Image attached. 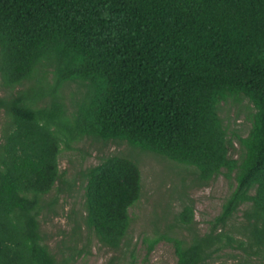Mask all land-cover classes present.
<instances>
[{"label":"trees","instance_id":"16d2710c","mask_svg":"<svg viewBox=\"0 0 264 264\" xmlns=\"http://www.w3.org/2000/svg\"><path fill=\"white\" fill-rule=\"evenodd\" d=\"M0 86V264H74L82 229L107 250L126 244L142 181L121 155L84 170L68 244L56 254L45 243L41 217L71 189L61 147L86 138L192 167L202 183L221 173L233 180L206 234L193 228L192 204L175 216L191 234L163 237L175 264H209L231 245L223 229L242 206L235 232L264 257V0H0ZM229 99L255 110L236 158L219 116Z\"/></svg>","mask_w":264,"mask_h":264},{"label":"rangeland","instance_id":"374dc122","mask_svg":"<svg viewBox=\"0 0 264 264\" xmlns=\"http://www.w3.org/2000/svg\"><path fill=\"white\" fill-rule=\"evenodd\" d=\"M76 91L75 85L63 91L64 102L70 111ZM3 95L4 90L0 86V96ZM254 112L253 106L245 99L240 102L229 99L227 103L220 104L219 116L232 141L230 154L234 158L239 153L238 138L248 135ZM4 120L5 116L0 110V135ZM114 155L133 160L141 173L142 195L129 209L131 221L126 244L119 251L107 250L101 247L93 235L82 229L74 237L76 248L80 251L74 264H107L112 257L118 258V264H175L173 245L163 237L190 241L191 234L175 221L182 206L193 205V228L198 234L204 235L209 231L210 223L220 214L223 201L232 191L234 182L221 173L209 182L202 183L195 180L194 168L133 148L123 141L103 143L86 138L73 144L71 150L61 147L59 169L71 189L63 186V191L56 195L54 211L41 217L45 243L56 254L62 250L63 242L68 244L74 220L79 219L83 209L85 178L82 173L86 168ZM244 209L245 206H242L223 229L235 241L214 253L209 264H264L262 254L256 256L246 250L245 239L235 232ZM155 239L159 241L149 250V242ZM237 241L244 244L243 248L239 247Z\"/></svg>","mask_w":264,"mask_h":264}]
</instances>
